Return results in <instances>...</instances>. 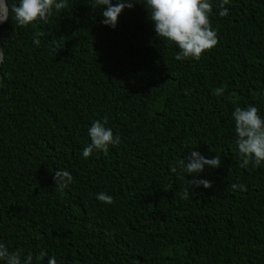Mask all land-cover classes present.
I'll list each match as a JSON object with an SVG mask.
<instances>
[{
  "label": "trees",
  "instance_id": "obj_1",
  "mask_svg": "<svg viewBox=\"0 0 264 264\" xmlns=\"http://www.w3.org/2000/svg\"><path fill=\"white\" fill-rule=\"evenodd\" d=\"M138 2L115 28L94 0L26 26L9 11L0 25V242L33 264H264V164L239 167L231 115L251 105L264 118V0H229L224 17L209 0L218 43L180 61ZM105 119L120 144L85 158L88 128ZM192 151L221 166L182 199ZM58 169L74 178L63 190Z\"/></svg>",
  "mask_w": 264,
  "mask_h": 264
},
{
  "label": "clouds",
  "instance_id": "obj_2",
  "mask_svg": "<svg viewBox=\"0 0 264 264\" xmlns=\"http://www.w3.org/2000/svg\"><path fill=\"white\" fill-rule=\"evenodd\" d=\"M138 0H117L116 4L112 0H94L92 9L106 6L101 15L103 19L101 24L115 28L118 22V16L125 8H132ZM229 0H221L219 4V16L228 15V9L224 6ZM68 7L67 0H19V4H13L8 7L7 0H0V23L8 20L9 11L14 14V19L19 26H26L36 21L48 22V18L53 10L60 12ZM147 9H150L149 19L153 22L154 31L157 37H162L173 42L178 51L174 59L180 61L185 59L199 60L202 54L215 47L218 43L217 32L212 28L209 16L212 12V4L209 0H146ZM37 34L33 37V43L39 46L40 40ZM56 51V50H54ZM3 56L0 49V57ZM215 95H223L224 88L213 90ZM188 90H185L187 95ZM234 121V130L236 134V145L239 153V167L247 168L251 165L253 168L264 164V118L258 114L255 106L235 107L232 112ZM107 123L93 121L88 128V143L82 152L87 158L94 150L103 151L105 154L109 151V146L119 145L121 138L113 134L110 128L105 127ZM180 171L192 176L187 180L182 193L179 195L182 199L189 198V192H193L195 187L203 185L204 188H210L211 182L196 177L204 170L205 166L219 168L221 158L216 155L214 158L206 159L197 151H192L190 157L180 160ZM170 171L176 172L175 166L170 167ZM53 180L55 186L63 190L74 183L71 173L65 169L54 171ZM230 189L246 190L245 185L240 183H231ZM96 199L102 203L112 204L113 197L106 193H98ZM47 253L41 251L35 257L37 262L42 261ZM0 261L3 264H33L34 258L31 252L25 254L24 250L17 248L10 251L9 248L0 242ZM47 264H56L54 256L49 257Z\"/></svg>",
  "mask_w": 264,
  "mask_h": 264
},
{
  "label": "water",
  "instance_id": "obj_3",
  "mask_svg": "<svg viewBox=\"0 0 264 264\" xmlns=\"http://www.w3.org/2000/svg\"><path fill=\"white\" fill-rule=\"evenodd\" d=\"M2 23H0V25H1ZM0 49H1V47H0ZM2 58H3V56L2 57H0V65H1V62H2Z\"/></svg>",
  "mask_w": 264,
  "mask_h": 264
}]
</instances>
